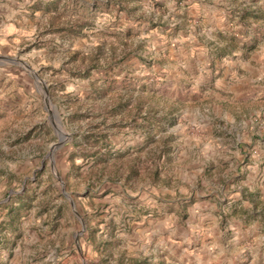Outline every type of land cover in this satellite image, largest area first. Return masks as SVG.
<instances>
[{"label":"rangeland","instance_id":"374dc122","mask_svg":"<svg viewBox=\"0 0 264 264\" xmlns=\"http://www.w3.org/2000/svg\"><path fill=\"white\" fill-rule=\"evenodd\" d=\"M247 214L264 0H0V264H233Z\"/></svg>","mask_w":264,"mask_h":264},{"label":"crops","instance_id":"0c3cea01","mask_svg":"<svg viewBox=\"0 0 264 264\" xmlns=\"http://www.w3.org/2000/svg\"><path fill=\"white\" fill-rule=\"evenodd\" d=\"M259 211V209L256 210V212ZM250 213L254 214L253 212ZM240 224L241 225L237 227L238 234L242 235V237H247L248 239L255 237L251 247L254 246L256 249L250 253L249 257H245L241 253L233 254V264H240L242 261H245V264H264V249L261 250L259 248L260 245L264 246V219L260 218L259 215L255 217L247 214L243 217Z\"/></svg>","mask_w":264,"mask_h":264}]
</instances>
